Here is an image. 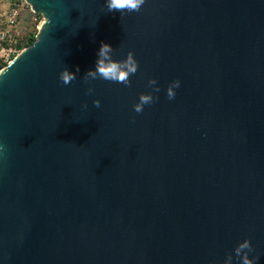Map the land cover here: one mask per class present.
<instances>
[{"label": "water", "instance_id": "1", "mask_svg": "<svg viewBox=\"0 0 264 264\" xmlns=\"http://www.w3.org/2000/svg\"><path fill=\"white\" fill-rule=\"evenodd\" d=\"M24 1L44 21L0 70V264H241L245 239L264 264V0ZM101 43L134 53L130 86L83 80Z\"/></svg>", "mask_w": 264, "mask_h": 264}, {"label": "clouds", "instance_id": "2", "mask_svg": "<svg viewBox=\"0 0 264 264\" xmlns=\"http://www.w3.org/2000/svg\"><path fill=\"white\" fill-rule=\"evenodd\" d=\"M106 8L108 12H119L121 15L124 13L139 12L144 5L145 0H105ZM114 49L107 43H101V46L97 52V60L94 70L87 71L82 77L85 82L96 79H102L109 82L121 83L123 85L130 86V76L135 75L138 71V61L135 59L134 53L128 51L126 58L122 60H116L113 58ZM79 67L76 68V72L69 71L66 67L60 72L59 79L64 85L70 84L77 78L79 73ZM148 86L153 89V92H159L160 88L157 85L155 79L148 80ZM180 87V80H173L167 88V98L172 100L176 96L175 89ZM94 91L89 87L87 92L91 94ZM159 97L150 93H141L139 100L133 105V110L136 113H142L145 105H151L155 103ZM93 105L96 108L101 106L100 100H94ZM82 107L87 108V105ZM5 151V146L0 144V153ZM254 251L253 246L249 239H245L240 242L234 249L235 256L239 258L241 264H255V261L259 259L257 256L249 258V253ZM224 264H233V255L228 254L224 261Z\"/></svg>", "mask_w": 264, "mask_h": 264}, {"label": "rangeland", "instance_id": "3", "mask_svg": "<svg viewBox=\"0 0 264 264\" xmlns=\"http://www.w3.org/2000/svg\"><path fill=\"white\" fill-rule=\"evenodd\" d=\"M12 8H17L20 11L18 31L20 32V39L25 38L29 33H36L41 27L44 18L40 15L33 13L30 7L22 2L14 3L12 0H0V29L1 24L6 20ZM19 39V40H20ZM13 59L12 56L7 57L5 52L0 49V70L3 65H7Z\"/></svg>", "mask_w": 264, "mask_h": 264}, {"label": "built area", "instance_id": "4", "mask_svg": "<svg viewBox=\"0 0 264 264\" xmlns=\"http://www.w3.org/2000/svg\"><path fill=\"white\" fill-rule=\"evenodd\" d=\"M18 2L25 3L24 0H19ZM19 18H20L19 9L12 8L6 20H4V22H2L1 24L0 49L1 52H5L7 54V57L12 56L14 58L22 51L16 47L17 42L21 37L20 36L21 34L18 31Z\"/></svg>", "mask_w": 264, "mask_h": 264}, {"label": "trees", "instance_id": "5", "mask_svg": "<svg viewBox=\"0 0 264 264\" xmlns=\"http://www.w3.org/2000/svg\"><path fill=\"white\" fill-rule=\"evenodd\" d=\"M14 3L18 2L19 0H12ZM36 33H29L25 38H21L18 40L16 47L19 50H23L27 46L31 45L35 40ZM5 65H3L1 68H3Z\"/></svg>", "mask_w": 264, "mask_h": 264}]
</instances>
